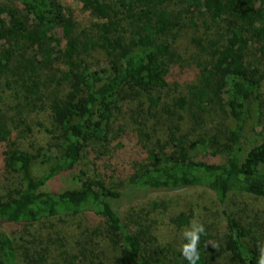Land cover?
<instances>
[{
	"label": "trees",
	"instance_id": "16d2710c",
	"mask_svg": "<svg viewBox=\"0 0 264 264\" xmlns=\"http://www.w3.org/2000/svg\"><path fill=\"white\" fill-rule=\"evenodd\" d=\"M79 1L94 19L89 28H82L74 9L60 0H0V88L12 91L16 114L22 116L25 109L45 113L38 129L53 144L36 154L16 148L9 142L16 121L0 109L2 160L23 183L8 197L0 196V264L44 262L40 253L20 260L7 227L30 229L85 215L100 219L116 250L113 264H188L181 250L150 240L146 225L127 224L121 207L137 194L168 196L190 189L208 193L218 204L227 232L220 251H227L226 262L258 264L262 239L253 225L235 218L231 202L237 194L264 199V144L243 147L252 101L264 79L259 70L264 66V0ZM186 26L205 37L193 41L201 60L195 81L173 101L175 113L167 114L174 120L180 110L193 132H202L190 139L178 136L179 126L172 127L167 140L130 165L126 186L112 187L108 172L124 170L115 171L110 154L113 143L120 142L116 119L137 99L157 106L161 97L154 94L168 85L171 65L181 61L176 42ZM96 52L105 57L103 68L87 62ZM64 85L68 91L61 96ZM222 113L228 124H217L222 130L216 126L211 135L205 120ZM18 122L25 125L23 119ZM219 155L225 160L215 163ZM36 165L40 176L32 173ZM70 182L71 187L47 190L52 183ZM153 209L160 215L168 206L155 202ZM170 221L181 229L190 225L191 216L180 213ZM207 241L204 232L198 264L218 257Z\"/></svg>",
	"mask_w": 264,
	"mask_h": 264
},
{
	"label": "rangeland",
	"instance_id": "374dc122",
	"mask_svg": "<svg viewBox=\"0 0 264 264\" xmlns=\"http://www.w3.org/2000/svg\"><path fill=\"white\" fill-rule=\"evenodd\" d=\"M60 1L74 9L77 21L82 28H89L94 23V19L83 9L79 0ZM175 9L176 13H181V17H185L181 7ZM204 38L202 31H195L186 26L176 42L177 53L181 57V61L179 64L171 65L168 85L162 91L154 94L155 97L157 94L161 97L157 106L149 107L144 100L137 99L131 106V111L117 117L114 128L116 138L120 142L113 143L116 149L110 154H113L115 171L124 170L119 175L108 172V182L112 187L121 189L124 185L126 186L125 177H127V171L131 170L130 165L144 159L148 150L152 149L158 141L163 143L167 140L172 127L179 126L178 136L186 135L190 139L197 138L202 132V128H197L193 132L195 127L189 122L185 113H181L180 110L177 109L179 117L175 115L174 120L167 113H175L173 101L186 93L188 84L196 79V70L201 55L195 44L197 40ZM194 40L195 44L193 43ZM195 56H197V62L192 59ZM87 62L98 68H103L105 57L102 53L96 52L87 59ZM259 70L263 71L264 74V66H261ZM175 82L176 85H174ZM67 91L66 85L59 89L61 96L65 95ZM17 103L12 91L2 86L0 88V109L7 119L16 121L10 125L12 135L9 142H13L16 148L29 153L43 152L49 145H53L50 141L52 138H49L43 130L38 129V124L46 120L45 113L40 109L33 112L25 109L24 114L20 116L16 114L18 112ZM252 105V113L249 115L245 127L244 149L257 144H264V79L261 82L258 97L252 101ZM180 116L184 119H181ZM19 119H23L25 125H20ZM228 121L229 117L224 113L220 114L219 117L216 116V118H207L205 129L211 130V135L216 134V126L220 125L223 128L228 124ZM222 128L217 127L221 130ZM137 154L141 155L138 160L135 159ZM4 157L5 150L2 148L0 149V196L6 198L12 192L21 189L23 183L17 174L10 172L6 167L2 160ZM224 160V155H219L213 159L215 163ZM32 173L35 176H40L42 168L36 165L33 167ZM89 173L94 174L93 171H89ZM73 185L72 182L64 184V186L52 183L47 190L62 189ZM132 197L129 204L125 202V205L121 207V215L124 221L130 225L129 221H138L140 224L146 225L149 239H154L157 245L169 244L175 251H180L182 245L186 243L183 232L189 229L194 221L204 226L208 237V247L214 250L216 257L218 256L211 263L228 264L225 259L228 254L227 251L226 255L220 253L223 248L222 240L227 233L225 232L224 219L220 214L218 204L211 195L201 190L190 189L168 196L137 194ZM155 202H165L168 210L163 214L161 213L162 215H158L160 210L153 209ZM231 203V212L235 218L244 225H253L259 233L262 239V247H264V199L237 194ZM180 213L191 216V223L188 227L180 229L171 223L170 219ZM99 221L100 219L96 217L85 215L54 220L30 229L11 225L7 227V231L14 239L20 260L25 257V254L33 257L35 253H40L44 257V262L40 264H113L116 250L106 238L105 231L100 227ZM60 245L61 247H59Z\"/></svg>",
	"mask_w": 264,
	"mask_h": 264
},
{
	"label": "clouds",
	"instance_id": "9594fccd",
	"mask_svg": "<svg viewBox=\"0 0 264 264\" xmlns=\"http://www.w3.org/2000/svg\"><path fill=\"white\" fill-rule=\"evenodd\" d=\"M204 232V226L194 221L191 223L189 229L184 230L183 237L186 243L182 245L181 254L188 264H198L200 260L198 242ZM259 252L258 264H264V247H261Z\"/></svg>",
	"mask_w": 264,
	"mask_h": 264
}]
</instances>
